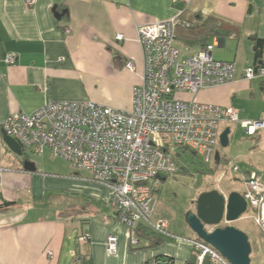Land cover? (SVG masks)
Wrapping results in <instances>:
<instances>
[{
	"label": "crops",
	"instance_id": "crops-1",
	"mask_svg": "<svg viewBox=\"0 0 264 264\" xmlns=\"http://www.w3.org/2000/svg\"><path fill=\"white\" fill-rule=\"evenodd\" d=\"M30 1L0 0V264H169L171 258L172 264H197L187 240L195 237L193 232L182 235L170 222L172 235L160 236L140 226L141 242L132 245L129 228L110 206L107 186L61 157L69 166L54 168L44 159L43 168L35 161L36 170H27L13 162L1 130L10 114L34 112L51 100H91L131 110L132 90L142 81L144 59L137 28L178 17L177 4L173 0H32L29 5ZM184 2L192 19L215 16L232 27L229 35H212L208 43L214 44L215 59L235 62L234 80L206 87L196 98L233 106L244 120L264 117V76L244 77L245 68L256 64L251 37L264 39V0ZM63 10H67L64 17L57 19L55 13ZM119 33L123 40L117 39ZM178 45L183 54L203 48L179 41ZM8 53L16 54L14 64L6 62ZM130 57L136 59V70L125 65ZM231 124H225L231 134L240 129L248 135L240 122ZM86 232L90 241L79 244L77 237ZM111 234L118 237L113 254L106 250Z\"/></svg>",
	"mask_w": 264,
	"mask_h": 264
},
{
	"label": "built area",
	"instance_id": "built-area-1",
	"mask_svg": "<svg viewBox=\"0 0 264 264\" xmlns=\"http://www.w3.org/2000/svg\"><path fill=\"white\" fill-rule=\"evenodd\" d=\"M181 1L173 0L174 4ZM178 22L176 17L138 26L143 72L141 83L132 90L131 110L91 100H51L34 112L12 113L1 124V130L15 138L23 150L37 155L50 151L107 186L110 206L129 228L134 246L141 242L140 226L160 236L172 235L170 220L156 218L155 212L156 194L164 178L180 169L173 148L192 150L201 154L205 163L215 164L225 124L240 122L248 135L264 129V117L244 120L233 106L196 98L206 87L232 82L236 64L215 59L213 43L198 52L183 54L176 40ZM70 31L65 28L66 34ZM116 37L123 40L124 34ZM16 60V54L8 53L9 65ZM125 65L136 70V59L128 58ZM263 76L264 65L260 63L245 68L246 79ZM240 174L242 194L248 209L257 213L255 223L264 235V181L256 170ZM90 239L88 232L79 236L81 244ZM187 240L193 246L197 264H230L207 242L195 237ZM117 248L118 237L111 234L106 250L113 254Z\"/></svg>",
	"mask_w": 264,
	"mask_h": 264
},
{
	"label": "rangeland",
	"instance_id": "rangeland-1",
	"mask_svg": "<svg viewBox=\"0 0 264 264\" xmlns=\"http://www.w3.org/2000/svg\"><path fill=\"white\" fill-rule=\"evenodd\" d=\"M231 126L233 127L232 124ZM173 150L180 169L178 173L166 178L161 190L156 194L155 217H166L182 235L193 232L186 221V213L196 211L197 199L202 192L218 189L226 195L232 191L242 193L244 186L239 180L240 173L247 169L259 171L264 178V131L255 136H248L238 129L235 134H231L229 145L223 147L219 144L217 147L222 158L219 164L205 163L201 154L192 150L182 147H175ZM46 152L44 155H37L26 151L25 155L27 160L36 161L40 169L43 168L41 163L44 159L54 168L69 166L59 157L52 156L51 152ZM10 155L14 163L24 165L26 159L23 160V156L13 151H10ZM53 201L54 199L47 200L48 203ZM256 215L255 211L248 209L236 221L228 223L223 220L220 226L231 224L244 231L253 248L252 264H264V235L255 223Z\"/></svg>",
	"mask_w": 264,
	"mask_h": 264
},
{
	"label": "water",
	"instance_id": "water-1",
	"mask_svg": "<svg viewBox=\"0 0 264 264\" xmlns=\"http://www.w3.org/2000/svg\"><path fill=\"white\" fill-rule=\"evenodd\" d=\"M67 10L56 12L57 19H62ZM231 127H226L220 135V144L229 145ZM5 144L16 154L23 155L20 143L2 129ZM216 163L221 160L220 152H216ZM27 170L35 171V165L25 161ZM248 210V203L241 192L232 191L228 195L218 189L202 192L197 199L196 211L186 213V221L195 238L201 239L217 249L230 264H252V244L248 235L234 225L220 226L225 220L233 222ZM210 227H213L212 229Z\"/></svg>",
	"mask_w": 264,
	"mask_h": 264
},
{
	"label": "trees",
	"instance_id": "trees-1",
	"mask_svg": "<svg viewBox=\"0 0 264 264\" xmlns=\"http://www.w3.org/2000/svg\"><path fill=\"white\" fill-rule=\"evenodd\" d=\"M177 7L179 10H181V12L178 15L179 22L176 26V40L185 46L192 47L200 44L201 46L205 47L212 35H229L231 33V24L224 22L215 16L203 17L200 15L197 20L192 19L188 14V7L184 0H182L180 3H177ZM251 39L254 41L256 64H259V62H264V39L258 36H252ZM165 180L166 178H164V181ZM7 204L8 203H6V205ZM77 240L78 243L81 244L79 242V236L77 237ZM84 257V254L79 255L80 260H83ZM168 262L172 264L173 259L171 258Z\"/></svg>",
	"mask_w": 264,
	"mask_h": 264
}]
</instances>
